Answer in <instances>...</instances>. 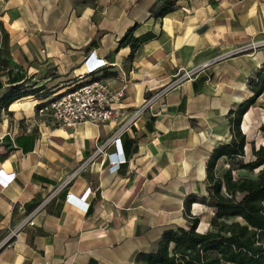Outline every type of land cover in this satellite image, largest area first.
I'll use <instances>...</instances> for the list:
<instances>
[{"label":"crops","instance_id":"1","mask_svg":"<svg viewBox=\"0 0 264 264\" xmlns=\"http://www.w3.org/2000/svg\"><path fill=\"white\" fill-rule=\"evenodd\" d=\"M164 1L0 0V103L23 94L0 104V170L14 174L0 182V264H139L166 230L193 218L195 231L210 230L207 161L231 141L230 111L254 95L264 68V47L250 50L264 42V0H174L159 15ZM128 30L134 46L120 44ZM90 55L106 66L87 75ZM182 70L194 72L119 145L108 141L147 92ZM90 78L127 85L124 115L59 127L38 114L36 104ZM251 107L239 122L245 153ZM115 151L124 161L112 171ZM228 165L220 157L216 171ZM87 189L86 212L66 200Z\"/></svg>","mask_w":264,"mask_h":264},{"label":"trees","instance_id":"2","mask_svg":"<svg viewBox=\"0 0 264 264\" xmlns=\"http://www.w3.org/2000/svg\"><path fill=\"white\" fill-rule=\"evenodd\" d=\"M173 4L174 0H165L159 15L170 11ZM129 35L128 30L120 44L129 41L134 46L137 40ZM256 77L254 95L230 111L231 141L214 149L207 161L209 185L202 201L214 208L210 230L195 231L197 218L188 228L166 230L154 252L139 253V264H264V145L252 148L251 157L244 160L246 140L239 129L242 114L264 92V68ZM21 96L7 94L1 103L6 106ZM223 156L230 162L218 173L216 163ZM235 169L257 172L254 177H234ZM169 243L173 244L170 250Z\"/></svg>","mask_w":264,"mask_h":264},{"label":"built area","instance_id":"3","mask_svg":"<svg viewBox=\"0 0 264 264\" xmlns=\"http://www.w3.org/2000/svg\"><path fill=\"white\" fill-rule=\"evenodd\" d=\"M264 43V42H262ZM253 46V44H252ZM86 68L87 75L93 74L95 71L106 66L104 61L90 55L83 62ZM194 70H182V72L175 76L171 81L162 85L154 92H147V95L142 99L141 103L136 106L129 114L118 123L108 141L110 143L119 145L120 136L126 131L134 122L140 118L146 110L152 108L153 104L159 102L163 104V99L167 92L175 87L180 81L189 79ZM127 85L123 83L120 87H112L102 79L90 78L85 83L62 92L49 100L39 102L36 104L38 114L42 116H49L52 118L54 124L59 127H72L83 122H92L95 124L109 122L118 115H124L119 112L118 105L122 101ZM103 145L97 146L92 156L97 152H101ZM91 156V157H92ZM110 161V168L115 170L119 163L124 159L120 158L115 152L107 154ZM1 184H7L13 179L14 174L5 175L0 170ZM90 189L84 193L79 199H74L71 194H66V200L73 201L77 205L83 207L86 212L89 203L85 200ZM32 224V220H28Z\"/></svg>","mask_w":264,"mask_h":264},{"label":"rangeland","instance_id":"4","mask_svg":"<svg viewBox=\"0 0 264 264\" xmlns=\"http://www.w3.org/2000/svg\"><path fill=\"white\" fill-rule=\"evenodd\" d=\"M264 47L262 39L254 41L253 46H250V50L259 49ZM247 51V50H246ZM264 93V92H262ZM260 94L255 98L251 107V115L249 118V128L243 129L247 135V141L252 143L251 149H257L260 145H264V94ZM29 100V99H26ZM32 103V101H30ZM250 145L247 146L244 160H248L251 157ZM230 162V160H228ZM257 169L249 171L246 169H235L232 171L234 177H254L256 175ZM210 216V211L207 210V213L204 214L202 221L206 223Z\"/></svg>","mask_w":264,"mask_h":264}]
</instances>
